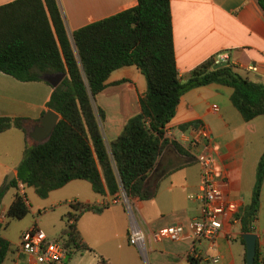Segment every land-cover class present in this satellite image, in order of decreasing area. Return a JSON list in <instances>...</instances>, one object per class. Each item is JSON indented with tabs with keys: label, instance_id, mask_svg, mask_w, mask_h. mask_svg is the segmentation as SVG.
<instances>
[{
	"label": "crops",
	"instance_id": "obj_1",
	"mask_svg": "<svg viewBox=\"0 0 264 264\" xmlns=\"http://www.w3.org/2000/svg\"><path fill=\"white\" fill-rule=\"evenodd\" d=\"M8 1L0 0V4ZM57 3L67 34L72 38L74 29L132 7L137 0H57ZM169 3L175 61L182 79L201 61L227 50L226 61L238 72L264 83V11L257 0H169ZM250 64H255L256 69L248 68ZM121 78L125 80L116 82ZM52 88L43 78L20 80L0 70V115L21 117L23 126L0 131V187L10 171L15 176L25 147L38 142L32 134L40 118L48 108L55 111L47 105ZM145 89V77L134 64L110 72L106 85L95 94L102 96L98 106L104 110L101 126L106 141L115 137L127 118L139 111V97ZM231 90L228 85L210 82L181 94L174 115L166 123L167 141L146 179V184L156 190L148 198H129L135 221L145 235L149 264H192L188 256L194 257L197 264H212L209 257L214 254L219 255L215 264H246L245 240L240 235L244 231L236 213L251 199L256 165L264 148V114L243 119L230 100ZM201 123L208 129L209 137L199 135L196 150L201 142L209 140L213 158L228 181L227 198L236 205V212L224 220L213 240L155 241L152 232L159 227L186 223L198 214L200 169L195 153L187 147ZM83 181L89 182L73 178L64 183L70 184L69 190L53 202L60 204L62 197L66 199L60 216L69 209L68 201L74 199L106 206L79 215L75 226L89 248L75 250L65 264H102L98 255L105 257L107 264H146L138 246L129 242L130 217L125 204L118 199L120 191L99 193L89 182L93 192L90 193ZM12 187H7L0 199V207L5 211L19 190ZM40 228L48 235H60L63 227ZM250 231L257 235L255 249L259 263L264 264V173L257 215ZM9 242L1 264H26L27 257L18 250V240L14 245Z\"/></svg>",
	"mask_w": 264,
	"mask_h": 264
},
{
	"label": "trees",
	"instance_id": "obj_2",
	"mask_svg": "<svg viewBox=\"0 0 264 264\" xmlns=\"http://www.w3.org/2000/svg\"><path fill=\"white\" fill-rule=\"evenodd\" d=\"M257 2L264 11V0ZM214 63L210 56L193 67L187 78L179 76L169 0H137L132 7L74 29L72 38L57 0L0 4V70L20 80L40 79L44 72H66L47 101L60 117L47 139L25 147L15 176L0 187V199L8 186L18 188L19 181L46 196L73 178L88 180L99 193L124 191L129 198L151 197L156 187L148 186L146 179L167 141L164 126L185 90L210 82L225 84L231 87L230 100L243 119L264 114V83L241 74L231 63L213 68ZM130 64L146 80L140 109L106 141L101 126L104 110L94 104V97L113 69ZM10 126L23 127L22 118L0 115V131ZM263 173L264 148L256 165L251 199L236 213L241 231L252 229ZM68 205L60 236L69 257L75 250L89 248L75 226L79 215L98 211L106 203L74 199ZM28 209L25 195L17 189L7 207V219L23 217ZM9 244L0 234V264ZM188 259L197 264L194 257ZM98 260L107 264L102 255ZM253 264H260L257 249Z\"/></svg>",
	"mask_w": 264,
	"mask_h": 264
},
{
	"label": "built area",
	"instance_id": "obj_3",
	"mask_svg": "<svg viewBox=\"0 0 264 264\" xmlns=\"http://www.w3.org/2000/svg\"><path fill=\"white\" fill-rule=\"evenodd\" d=\"M213 57L215 62L227 60L229 52L227 50L219 51ZM247 67L256 69L255 64H250ZM213 108L217 109L216 105L213 104ZM167 129L168 126L165 124L164 136ZM208 134V129L201 123L197 128L196 135L187 147L190 152L195 153L200 169V205L198 214L190 218L186 223L175 222L159 227L152 232V238L155 241L161 239H189L194 241L198 238L213 240L222 228L224 220L233 216L236 212V205L227 198L228 181L223 177L221 168L213 158L209 140L206 139L201 142L200 148L196 150V147L199 146V135L209 137ZM17 186L20 193L24 194L23 183L19 181ZM118 199L125 204L129 212V242L138 246L147 262L145 235L135 221L129 197L124 191H120ZM113 200H117V198ZM6 218V211L0 207V224ZM18 250L26 255V264H65V256L67 255V247L64 244L63 237L60 235H48L36 223L20 232ZM209 260L210 263L215 264L219 261V255L214 254L209 257Z\"/></svg>",
	"mask_w": 264,
	"mask_h": 264
},
{
	"label": "rangeland",
	"instance_id": "obj_4",
	"mask_svg": "<svg viewBox=\"0 0 264 264\" xmlns=\"http://www.w3.org/2000/svg\"><path fill=\"white\" fill-rule=\"evenodd\" d=\"M102 96L97 94L95 97V103L100 105ZM90 193H93L90 184L87 181H83ZM13 189L12 186H8ZM70 188V184H64L60 187L50 190L46 196H39L31 185H24V195L29 202V209L27 213L20 218L10 217L6 218L4 222L0 224V233L6 236L11 245L18 240L20 231L36 223L39 227H51L62 228L64 226V217H61L59 211L63 209L64 204L67 203L66 199L62 197L60 204L53 203L61 198L62 194H65ZM63 196V195H62ZM7 221V222H6ZM149 264V259H148Z\"/></svg>",
	"mask_w": 264,
	"mask_h": 264
},
{
	"label": "water",
	"instance_id": "obj_5",
	"mask_svg": "<svg viewBox=\"0 0 264 264\" xmlns=\"http://www.w3.org/2000/svg\"><path fill=\"white\" fill-rule=\"evenodd\" d=\"M228 61L222 60L219 62H215L213 68L227 65ZM66 72L56 71V72H44L41 77L51 83L52 86H56L62 78L65 76ZM60 117V114L56 111L48 108L45 114L40 118L39 122L35 127V132H33V136L36 141L41 142L48 138L51 133L56 121ZM13 178V172L10 171L5 179L4 185L8 184L9 181ZM241 237L245 240L246 253H245V262L246 264H253L254 255H255V246H256V233L254 231H244L240 233ZM68 255L65 256V260Z\"/></svg>",
	"mask_w": 264,
	"mask_h": 264
}]
</instances>
